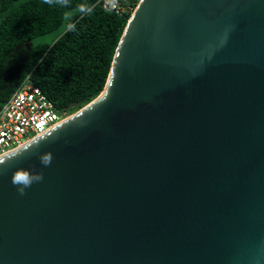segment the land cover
Masks as SVG:
<instances>
[{
	"label": "water",
	"instance_id": "water-1",
	"mask_svg": "<svg viewBox=\"0 0 264 264\" xmlns=\"http://www.w3.org/2000/svg\"><path fill=\"white\" fill-rule=\"evenodd\" d=\"M0 160V264H264V0H140L100 93Z\"/></svg>",
	"mask_w": 264,
	"mask_h": 264
},
{
	"label": "trees",
	"instance_id": "trees-1",
	"mask_svg": "<svg viewBox=\"0 0 264 264\" xmlns=\"http://www.w3.org/2000/svg\"><path fill=\"white\" fill-rule=\"evenodd\" d=\"M96 1L69 0L61 7L0 0V106L27 75L58 110L74 112L100 93L129 16L104 12ZM82 4L92 12L80 13Z\"/></svg>",
	"mask_w": 264,
	"mask_h": 264
},
{
	"label": "built area",
	"instance_id": "built-area-1",
	"mask_svg": "<svg viewBox=\"0 0 264 264\" xmlns=\"http://www.w3.org/2000/svg\"><path fill=\"white\" fill-rule=\"evenodd\" d=\"M139 1L117 0L114 9L106 6V0L96 3L102 11L122 17L130 16ZM71 112L55 109L27 75L0 106V157L43 135Z\"/></svg>",
	"mask_w": 264,
	"mask_h": 264
},
{
	"label": "clouds",
	"instance_id": "clouds-1",
	"mask_svg": "<svg viewBox=\"0 0 264 264\" xmlns=\"http://www.w3.org/2000/svg\"><path fill=\"white\" fill-rule=\"evenodd\" d=\"M45 3L52 5L58 3L61 7H68L69 0H45ZM106 6L111 9L116 8L117 0H106ZM80 13L85 15L90 14L92 12V7L88 5H79L77 9ZM71 13L65 14V19L68 20L70 18ZM69 31L75 30V25L71 24L70 27L67 26ZM52 157L50 154H45L41 158V162L47 166L51 163ZM0 163H4V161L0 160ZM43 179L42 174H33L28 170L18 169L12 176L13 185L17 186L18 192L21 195L25 194V189L30 187L33 182H39Z\"/></svg>",
	"mask_w": 264,
	"mask_h": 264
},
{
	"label": "rangeland",
	"instance_id": "rangeland-1",
	"mask_svg": "<svg viewBox=\"0 0 264 264\" xmlns=\"http://www.w3.org/2000/svg\"><path fill=\"white\" fill-rule=\"evenodd\" d=\"M71 111H72V110H70V112H71ZM76 111H77V110H76ZM74 112H75V111H74ZM74 112H71V114L74 113ZM71 114H70V115H71Z\"/></svg>",
	"mask_w": 264,
	"mask_h": 264
}]
</instances>
